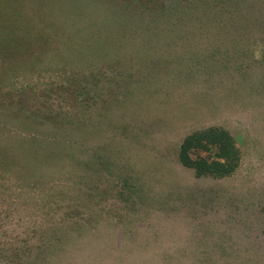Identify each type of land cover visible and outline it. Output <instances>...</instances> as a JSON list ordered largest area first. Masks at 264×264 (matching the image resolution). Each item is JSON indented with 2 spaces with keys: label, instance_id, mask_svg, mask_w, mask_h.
<instances>
[{
  "label": "rangeland",
  "instance_id": "obj_1",
  "mask_svg": "<svg viewBox=\"0 0 264 264\" xmlns=\"http://www.w3.org/2000/svg\"><path fill=\"white\" fill-rule=\"evenodd\" d=\"M219 1L0 0V264H264V33Z\"/></svg>",
  "mask_w": 264,
  "mask_h": 264
},
{
  "label": "trees",
  "instance_id": "obj_2",
  "mask_svg": "<svg viewBox=\"0 0 264 264\" xmlns=\"http://www.w3.org/2000/svg\"><path fill=\"white\" fill-rule=\"evenodd\" d=\"M240 1L247 2V0H240ZM226 2L232 3L230 0H222V2L221 1L216 2L214 3V5L210 7L202 5L201 9L205 11L213 10V12L218 13L219 16H214V17H218L215 18L216 20L218 19L219 22L217 23L218 28L220 30H223L225 33H229V32L232 34L235 33V36L239 38L243 37L244 35L252 36L254 33V29H257L258 31L264 33L263 26L260 24V19L258 18V16L253 14L254 8L252 9L251 7H239V6L235 7L234 4H226ZM233 17H236L237 21H235ZM176 20H178V18H176ZM228 20H232L234 24L229 25ZM242 45L238 47V51L247 50L244 47L242 48ZM262 52L264 55V48L262 49ZM196 137L188 136L180 144V151H181L180 160L184 165L189 164V162L186 161V151L190 147H201L206 149L207 146L210 145L212 147H215V152H214L215 155L225 160H231V156L233 155V153H235V148L228 140L225 139V133L220 128H208L204 130L202 133H198V138ZM204 137L207 139V141L201 144V142L199 141ZM218 167L225 171H227L230 168L229 165L224 164L222 162H218L217 160L209 164L203 162L202 164L199 165L198 171L210 172L212 169L216 171Z\"/></svg>",
  "mask_w": 264,
  "mask_h": 264
}]
</instances>
